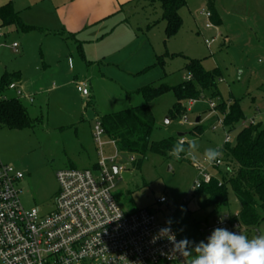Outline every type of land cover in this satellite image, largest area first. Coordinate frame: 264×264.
<instances>
[{"label":"rangeland","instance_id":"1","mask_svg":"<svg viewBox=\"0 0 264 264\" xmlns=\"http://www.w3.org/2000/svg\"><path fill=\"white\" fill-rule=\"evenodd\" d=\"M185 1L179 10L182 25L168 41L163 27L161 0H139L126 7V10L138 12L128 18L130 23H141L140 27L150 38V43L147 41L145 48L140 50L147 59V65L135 75H124L120 66L94 63L92 70L109 68L115 76L92 80L93 98L77 90L74 75H68V71L67 75L47 80L42 86V82L37 81V70L42 68L41 44L24 38L29 35L21 31L1 28L5 35L0 37V77L5 71L23 70L27 75V85L38 82L37 90L31 91L33 101H25L30 116L36 119L34 125L22 129L0 126V157L24 173L19 188L26 208L38 207L43 213L53 210L59 189L56 177L59 170L68 167L94 169L99 157L93 130L101 113L118 112L147 103L143 95L146 86L179 85L189 75L185 66L191 59L200 60L206 70H220V95L211 98L206 92V97L184 101L182 107L185 110L175 116L171 115L177 101L173 91L149 102L155 118L152 141H160L179 132L188 133L189 142L195 141L198 145L193 156L205 163L203 154L206 149L224 145L225 131L212 129L223 116L211 104L222 100L239 102L244 115L239 128L250 124L257 116H261L264 125V0H212L222 23L217 24L215 19H211V28L206 27V19L199 13L210 11L209 1ZM13 42L20 45L17 52L11 48ZM153 50L159 57L163 55L164 64L157 56L152 58ZM165 52L169 53L168 57ZM73 57L72 65L75 60L78 65L85 64L77 51ZM75 74L79 79L87 77L82 72ZM25 86L26 83L22 82V87ZM198 123L204 131L190 134ZM234 142L235 136L231 143ZM134 155V162L125 153L118 161L125 166L124 172L117 175L113 191L119 205L128 212L158 208L161 218L171 220L180 241L187 238L193 249L201 241L207 244L199 227L212 217L213 208L200 205L205 195L194 189L198 170L192 164V157L181 153V159L177 160L170 154L165 157L148 153L141 166L137 167L142 158ZM219 169L224 172V164ZM208 171L219 175L216 168ZM161 196L167 197V204L157 203ZM227 199L228 204L223 211L240 210V204L229 187ZM260 214L264 218V212L260 211ZM262 232L264 219L250 229L247 236L251 238ZM196 255L193 251L192 258Z\"/></svg>","mask_w":264,"mask_h":264},{"label":"built area","instance_id":"2","mask_svg":"<svg viewBox=\"0 0 264 264\" xmlns=\"http://www.w3.org/2000/svg\"><path fill=\"white\" fill-rule=\"evenodd\" d=\"M199 13L205 17L206 27H213L212 12ZM206 43L210 45L208 40ZM13 48L16 50L18 43H13ZM8 90L14 91L16 98L33 101L17 82H11ZM77 90L84 96L90 93L86 81L77 82ZM211 106L216 110L217 104ZM223 118L213 130L226 128ZM93 138L99 157L96 166L59 170L55 206L47 213L23 205L19 183L24 173L0 157V264H189L187 255L181 257L173 251L180 240L172 223H167L170 219L159 216L158 208L128 212L119 205L113 191L117 175L125 170L118 162L123 153L99 120ZM232 140L231 132L226 131L224 145ZM129 160L134 162L136 156L130 155ZM191 160L198 170L194 189L211 183L214 175L208 170L224 164L223 156L211 165ZM157 203L167 204L168 199L161 196ZM164 228L170 231L162 232ZM218 228L246 235L250 230L239 218V211L223 210L200 224L199 230L208 243Z\"/></svg>","mask_w":264,"mask_h":264},{"label":"trees","instance_id":"3","mask_svg":"<svg viewBox=\"0 0 264 264\" xmlns=\"http://www.w3.org/2000/svg\"><path fill=\"white\" fill-rule=\"evenodd\" d=\"M185 4V0H161L163 19L166 22V39L178 33L182 25L179 10ZM209 6L213 10L211 3ZM0 19L3 26L21 25L12 2L0 7ZM22 29H24L23 26ZM158 60L164 64L163 56H160ZM185 69L190 79L173 87L165 84L158 87L146 86L143 89V95L147 103L118 112L102 114L98 118L106 135L116 140L121 152L141 156L142 159L139 160L137 167L141 166L148 153L168 157L173 146L182 138L185 139L183 143L186 149L190 144L186 137L188 133L181 137L175 135L160 141H152L155 118L149 102L166 92L173 91L177 101L171 115L175 116L185 110L182 107L184 101L197 100L204 97L206 92H209L211 98L220 95L218 81L221 72L218 68L206 70L200 60L191 59L186 63ZM14 78V74L4 75L0 90L3 91ZM215 108L222 116L224 115V126L229 130L235 129L244 117L239 102L236 100L232 103L222 100ZM35 121L36 119L30 116L27 106L21 99L0 97V126L22 129L32 127ZM202 131H204L202 126L197 124L190 134H198ZM220 151L224 159L225 171L222 172L220 167L217 168L219 175L215 174L211 183L196 189L205 195L200 205L203 208L212 207L213 215L222 211L228 204L229 187L240 204L239 218L249 229H252L264 219L260 214V211L264 212V125L259 122L243 126L237 132L235 142L225 144Z\"/></svg>","mask_w":264,"mask_h":264},{"label":"crops","instance_id":"4","mask_svg":"<svg viewBox=\"0 0 264 264\" xmlns=\"http://www.w3.org/2000/svg\"><path fill=\"white\" fill-rule=\"evenodd\" d=\"M136 1L139 0H0V7L12 2L21 22V25L3 26L0 19V28L8 27L21 31L25 35H29L24 36V38L34 39L41 44L42 68L37 70L39 73L37 81L42 82V86L47 80L67 75L68 71V75H74L76 85L79 81L88 83L90 92L88 97L93 98L94 90L91 81L115 76L109 68L92 70L91 67L94 63L120 66L123 68L124 75H135L143 70L142 66L145 68L147 65V59L140 54V50L145 48L146 42L150 38L148 39L146 32L140 27L141 23L138 25L131 24L128 19L138 12L134 9L126 10V7ZM208 1L209 4L213 5V10L210 8V11L214 17L212 16L211 19H215L217 24H221L222 19L217 15L213 1ZM162 20L165 31L166 22L163 17ZM148 42L150 43V41ZM13 43L11 48L17 52L20 45L18 44V48L15 50ZM74 51L79 53L85 64L79 63L78 65L76 60L73 61V65L71 64L74 59ZM153 52L152 58L153 56L159 58L154 50ZM166 53L164 55L168 57L169 53ZM79 71L87 77L79 79L78 75L75 74L76 72L81 74ZM6 74H14L15 78L12 82H17L21 87L22 82H25L26 88L22 87V89L29 97H32L31 91L38 88V82L27 85V75L23 70L5 71L0 77V83ZM186 79H190L189 75ZM52 85L55 86L54 83ZM0 92L1 95L6 96L5 99L16 98L15 92L8 90V85ZM21 100L26 103L27 98ZM259 122L262 123L261 116L254 117L250 124ZM244 126L246 125L244 124ZM242 127L237 126L233 130L222 129L225 133L229 130L233 136H236ZM95 149L97 152L96 144ZM130 155L132 154H128V156Z\"/></svg>","mask_w":264,"mask_h":264},{"label":"clouds","instance_id":"5","mask_svg":"<svg viewBox=\"0 0 264 264\" xmlns=\"http://www.w3.org/2000/svg\"><path fill=\"white\" fill-rule=\"evenodd\" d=\"M197 147V143L193 141L186 149L181 141L173 146L170 155L179 160L181 153H184L195 159L193 154ZM203 155L207 164L211 165L222 156V152L218 147L208 148ZM167 223L171 224V220ZM161 231L168 232L170 229L164 228ZM173 251L181 257L185 255L191 257L189 264H264V232L249 238L242 232L235 234L227 229L218 228L214 230L207 244L201 241L193 249L190 247V241L185 238L175 243ZM193 251L197 254L194 258Z\"/></svg>","mask_w":264,"mask_h":264},{"label":"water","instance_id":"6","mask_svg":"<svg viewBox=\"0 0 264 264\" xmlns=\"http://www.w3.org/2000/svg\"><path fill=\"white\" fill-rule=\"evenodd\" d=\"M197 121H198V120H197ZM177 135L181 137V136L185 135V132H179ZM116 169H117V168L114 167V170H115V171H116Z\"/></svg>","mask_w":264,"mask_h":264}]
</instances>
